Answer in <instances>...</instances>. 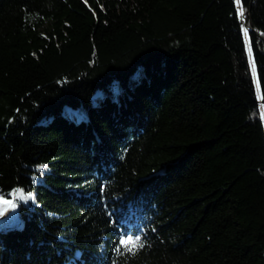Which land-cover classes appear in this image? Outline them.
I'll use <instances>...</instances> for the list:
<instances>
[{
  "label": "trees",
  "instance_id": "1",
  "mask_svg": "<svg viewBox=\"0 0 264 264\" xmlns=\"http://www.w3.org/2000/svg\"><path fill=\"white\" fill-rule=\"evenodd\" d=\"M261 97L264 0H0V264H264Z\"/></svg>",
  "mask_w": 264,
  "mask_h": 264
},
{
  "label": "rangeland",
  "instance_id": "2",
  "mask_svg": "<svg viewBox=\"0 0 264 264\" xmlns=\"http://www.w3.org/2000/svg\"><path fill=\"white\" fill-rule=\"evenodd\" d=\"M31 198L22 190L14 192L11 198H0V231L7 230L18 224L23 207L30 206ZM7 201V203H3ZM13 204L15 207H13Z\"/></svg>",
  "mask_w": 264,
  "mask_h": 264
},
{
  "label": "snow or ice",
  "instance_id": "3",
  "mask_svg": "<svg viewBox=\"0 0 264 264\" xmlns=\"http://www.w3.org/2000/svg\"><path fill=\"white\" fill-rule=\"evenodd\" d=\"M236 3L239 5L240 4V0H236ZM243 8L239 7L238 8V16L242 19L243 18ZM244 35L245 37H247L248 33L247 30H244ZM249 51V55H251V47L249 46L248 48ZM252 71L253 73H255V64L253 62L252 64ZM262 99H264V97H261ZM29 198H31V194H29ZM3 203H7V201H3ZM13 207H15V205L13 204ZM121 245L129 252H134V250L138 247H143V244L140 242V238L137 237L134 241L131 240V238L127 239V240H122ZM131 245V246H129ZM117 251H119V249H117Z\"/></svg>",
  "mask_w": 264,
  "mask_h": 264
}]
</instances>
